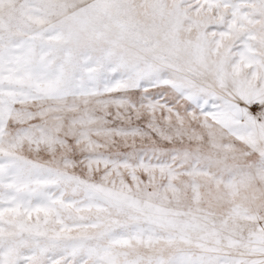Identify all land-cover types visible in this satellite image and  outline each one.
Here are the masks:
<instances>
[{
  "label": "snow or ice",
  "instance_id": "obj_1",
  "mask_svg": "<svg viewBox=\"0 0 264 264\" xmlns=\"http://www.w3.org/2000/svg\"><path fill=\"white\" fill-rule=\"evenodd\" d=\"M0 264H264V0H0Z\"/></svg>",
  "mask_w": 264,
  "mask_h": 264
}]
</instances>
